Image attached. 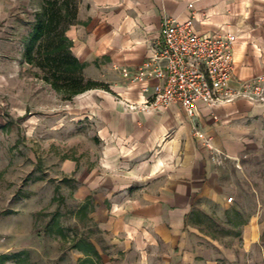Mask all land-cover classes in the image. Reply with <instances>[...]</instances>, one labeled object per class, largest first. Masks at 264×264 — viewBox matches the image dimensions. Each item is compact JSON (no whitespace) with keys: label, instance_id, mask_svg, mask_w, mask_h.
Here are the masks:
<instances>
[{"label":"crops","instance_id":"crops-1","mask_svg":"<svg viewBox=\"0 0 264 264\" xmlns=\"http://www.w3.org/2000/svg\"><path fill=\"white\" fill-rule=\"evenodd\" d=\"M84 4L88 10L80 9L79 23L68 36L74 55L89 63L84 75L94 80L112 82L106 73L121 74L115 67L137 68L149 61L159 47L166 16L193 18L201 34L239 33L235 76L244 80L264 74V0ZM110 86L114 93L93 89L76 96L81 98L79 109L84 108L81 115L97 124L103 146L98 168L86 173L74 165L81 193L96 203L91 217L103 232L108 253L92 240L103 263L219 264L223 259L234 264L231 249L201 234V201L224 200L217 162L193 129L205 132L227 157H238L264 143V104L201 103L192 120L177 104L160 111L130 108L144 102L140 84Z\"/></svg>","mask_w":264,"mask_h":264},{"label":"rangeland","instance_id":"rangeland-1","mask_svg":"<svg viewBox=\"0 0 264 264\" xmlns=\"http://www.w3.org/2000/svg\"><path fill=\"white\" fill-rule=\"evenodd\" d=\"M45 1L0 0V252L26 250L35 264H77L83 254L70 249L76 232L109 250L92 213H78L89 196L79 189L77 169L98 168L103 146L97 124L81 115V98L66 99L25 59ZM78 1L79 12L88 10ZM106 75L109 86L133 84L113 71ZM216 168L224 201H201V234L231 249L234 264H264V143ZM57 185L60 202L53 200ZM56 212L67 238L48 227ZM241 221L247 224L237 227Z\"/></svg>","mask_w":264,"mask_h":264},{"label":"built area","instance_id":"built-area-1","mask_svg":"<svg viewBox=\"0 0 264 264\" xmlns=\"http://www.w3.org/2000/svg\"><path fill=\"white\" fill-rule=\"evenodd\" d=\"M189 7L193 8V4ZM239 36L232 32L201 34L195 30L193 18L166 16L155 55L137 68L115 67L125 79L141 85L144 102L131 104L130 108L160 111L177 104L194 120L201 103L217 106L247 100L264 104V74L244 80L235 76V44ZM194 134L216 162L227 157L197 126Z\"/></svg>","mask_w":264,"mask_h":264},{"label":"trees","instance_id":"trees-1","mask_svg":"<svg viewBox=\"0 0 264 264\" xmlns=\"http://www.w3.org/2000/svg\"><path fill=\"white\" fill-rule=\"evenodd\" d=\"M78 15V0H46L36 15V22L25 52L26 61L41 68L45 72L43 79L68 100L93 89L112 92L109 84L85 78L84 69L89 63L81 62L72 51L73 40L67 32L73 25L79 23ZM62 181L66 182L68 178ZM60 191L61 187L57 185L54 201L60 202L64 199ZM95 209L96 203L93 197L89 196L79 207L78 213L87 217ZM226 213L229 215L230 211L227 210ZM52 219L53 223L48 226L49 229L51 231L56 229L58 234L67 238L65 229L60 223V213H54ZM245 224L246 221H241L236 226ZM70 249L83 254L77 264H104L101 252L89 236L79 235L76 232L71 239ZM7 261H14L16 264H35L26 250L1 254L0 264H5Z\"/></svg>","mask_w":264,"mask_h":264}]
</instances>
